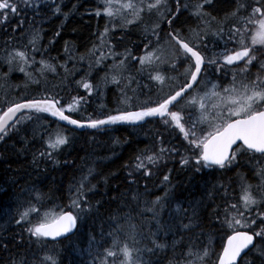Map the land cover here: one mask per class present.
Listing matches in <instances>:
<instances>
[{
  "label": "snow or ice",
  "instance_id": "snow-or-ice-1",
  "mask_svg": "<svg viewBox=\"0 0 264 264\" xmlns=\"http://www.w3.org/2000/svg\"><path fill=\"white\" fill-rule=\"evenodd\" d=\"M233 2L234 7L218 18L207 10L215 7L214 0H197L191 5L183 0H99L98 7L83 13L106 18L97 41L84 55L77 53L71 41H65L66 59L61 62L58 57L47 55V47L39 43L41 30L34 22L25 27L24 13L31 10L40 14L46 8L53 16L67 20L78 4L64 12L63 0H0V27L5 32L10 19L18 18L0 45V65L8 68L7 72H0V80L6 81L10 73L19 71L26 77V88L35 85L42 89L35 96L0 101L6 105V109H0V145L21 133L26 145L41 143L42 148L32 154V167L39 170L42 163L58 164L57 157L71 149L76 140L65 128H53L43 122L44 114L54 118L57 125L65 122L74 126L73 131L90 129L107 135L118 125L143 130L152 121H159L165 130L155 131L154 149L141 151L132 165H126L130 168L128 183L137 187L119 198L111 197L112 201L126 200L122 207L128 211L122 212L118 207L108 217L116 224L107 234L108 247L102 242L103 227L99 240L89 233L87 250L82 254L92 257L91 264H161L160 255L168 251L174 253L168 264H264V0ZM190 6L199 23L195 27H177L181 10ZM145 17L150 18L147 23ZM133 28L141 29L142 40L128 42L142 51L140 56L128 47L117 51V44L123 43ZM61 30L62 26L49 45L56 42ZM118 31L125 35L116 37ZM24 40L26 43L21 44ZM109 60L111 64H107ZM69 61L72 68L68 67ZM82 62H86V70L79 80H74L75 86L86 90L88 96H100L109 84L116 85L120 91L115 109L103 110L102 106L96 117L88 114L83 119L73 118V114L86 111V97L72 96L65 101L60 93L70 86L65 82L80 71L76 65ZM97 70L104 71V75L94 83L93 73ZM49 74L60 77L59 84L49 87ZM140 96L145 98L141 100ZM172 130L182 136L178 145L165 138V133ZM169 163L178 164L180 171L189 173V181L205 174L206 169L221 175L212 183L207 197L180 202L171 179L174 169L167 168ZM162 168L167 169L161 181L165 185L163 195L143 199L150 191L148 181ZM244 169L256 183L249 181ZM94 172L89 168L69 185L67 204H56L49 194L36 189L29 195V190L24 189L29 199L15 213L8 214L9 222L20 226L22 233L0 237V250L11 252L12 242L22 246L23 233L30 243L43 247L75 236L80 225L98 215L105 203L104 199L91 202L89 194L108 195V178H102L105 191L101 192L91 183ZM137 176L144 180V192L139 191ZM237 189L239 196L233 195ZM212 193L221 203L209 213L211 205L205 199H213ZM49 203L51 207L46 206ZM166 206L172 211L169 219L162 222ZM134 208L138 210L136 217L132 215ZM148 214L151 218H144ZM205 217L224 230L219 251L211 238L206 244L201 240L199 245H183L185 233L192 232L197 239L211 236L203 231L195 233V229L203 228ZM121 219L128 231L119 223ZM136 219H140L139 225L134 222ZM178 246L187 247V252L177 253ZM17 255L19 258L9 256L7 264H59L50 252L39 256L33 253L32 260L26 253Z\"/></svg>",
  "mask_w": 264,
  "mask_h": 264
},
{
  "label": "trees",
  "instance_id": "trees-1",
  "mask_svg": "<svg viewBox=\"0 0 264 264\" xmlns=\"http://www.w3.org/2000/svg\"><path fill=\"white\" fill-rule=\"evenodd\" d=\"M184 2V0H183ZM197 0H189V5L196 3ZM73 4H78V8L75 12L67 18L64 19L63 16H53L52 12L48 9H42L40 14H34L31 10L24 13L25 27H30L32 23L41 30L42 40L39 42L42 46L47 47V55L50 57H58L61 62H63L66 57L64 55L63 46L65 41H71L75 47L78 54L84 55L87 50L90 49L94 42L97 41V34L102 32L106 23V18L101 16L99 18L90 15H84L86 10L94 9L98 7L99 3L96 0H63L62 10L64 12H69L72 9ZM215 7L208 8L207 10L212 13V15L222 18L225 13L229 12L234 7L233 0H214ZM194 9L190 8L187 10L182 9L178 21H176L177 27H195L199 21L192 14ZM18 18H11L9 25L7 27V32H5L4 27H0V45L4 42L8 36L11 34V29L16 25ZM61 35L56 38V42L49 45V40L53 38L54 33L61 28ZM167 31V29H165ZM120 35H125L121 33ZM135 41L137 43L142 40V32L140 28H133L127 34V38L123 43L117 44V49L123 50L125 47L132 48L134 54H140L142 51L135 47L134 44L128 41ZM21 44L26 43V40L21 41ZM117 43V42H116ZM36 59H40L39 54ZM55 62V61H53ZM86 62H82L76 65L80 71H78L74 76L70 77L65 83L70 85L65 87L60 93L65 101L70 100L72 96H85L88 104L86 106V111L82 114H73V117L77 119H83L87 117L88 114H92L96 117L100 114L103 106V110H112L117 107V96L116 88L117 86L108 85L106 89L105 98L100 100L99 97L88 96L86 90L82 88H77L74 84V80H79L81 75L86 70ZM68 67L72 68V62H68ZM8 68L6 66L0 65V72H7ZM62 73V69H58ZM104 71L97 70L93 73V82L100 76H103ZM15 73H10L6 81L0 80V101L11 96L7 94L6 96L1 95L2 88L9 84L12 86L13 96L15 99H19L23 96H35L42 89L35 85H29L25 87L26 78H22L19 74L14 77ZM50 82L49 87L54 84H59L60 77L54 74H49L47 77ZM145 97L141 96V100ZM155 99V96H153ZM102 104V106H101ZM0 109H6V105L0 103ZM51 124L53 128L62 127L66 131L73 133L76 137L74 146L71 149L60 154L57 159L58 164L42 163L40 169L36 170L32 167V154L37 150L42 148V144L39 142H34L30 144H25L21 139L20 135H13L11 139H8L6 143L0 145V237L11 238L17 233H22L20 226L15 223L9 222V213H15L24 201L29 199L32 189L38 190L40 193L49 194L56 204H67L68 203V188L69 185L74 184L80 179L82 175L87 173L89 168H93L94 178L91 179L92 184H96L101 192L105 191L104 184L101 182L103 177L108 178V188L107 197H101L100 195L89 194L88 199L95 203L96 200L104 199L105 203L99 209L98 215H93L88 218L84 223L80 225V231L72 236L71 239H60L58 243H49L47 247L38 246L36 243H30L27 238V234L24 235V243L21 246L15 242L9 243V248L11 252H4L0 250V264H7L9 256H16L18 253H26L29 260L35 259L33 253L37 256L41 255L42 252H50L53 256L57 257L59 264H80L82 260L88 261L91 264L90 258L86 257V252L88 246L89 233L96 235L97 239H100L98 235L101 227L105 233L103 244L104 247H108L110 244V239L108 233L116 228V224H113L108 217L119 207L122 212L128 211V209L123 208L122 204L127 202L126 200L112 201L111 197H120L122 193L128 192L130 189H135L137 185H131L128 183L130 179L127 173L130 171L129 167L126 165H132L135 161V157L140 154L141 151L145 149H154L157 146V141L155 137V131L165 132L164 128L161 126L159 121H152L145 125L143 130L133 129L129 126H115L116 130L110 131L107 135L98 134L95 130H75L70 126H63L62 124L57 125L54 119L44 114V121ZM31 127V126H30ZM95 137V140L92 138ZM166 140H170L173 144H180L182 141V136L179 134L178 130H172L170 133H165ZM15 145V147H13ZM21 149L23 151H17ZM67 161V163H65ZM167 168H172V183L176 187L177 200L183 202L185 199H200L202 197H207L211 191L212 183H215L216 177L220 176L219 172H212L211 170H205V174H199L191 181L187 179L189 173L182 172L179 169L178 164L169 163ZM46 169V170H45ZM167 169L162 168L156 175L148 181L149 193L143 197L145 200H152L156 196H162L164 193L165 185L161 183L163 175L166 173ZM248 174L249 181L251 183H256L255 180L251 178V173L248 169H244ZM115 173V176L110 175ZM210 173V174H209ZM229 176H233V173H228ZM139 191L144 192L143 184L144 180L139 176L136 177ZM205 181H208L206 184ZM233 188H236V180L232 181ZM29 190V195L24 194L23 190ZM239 190L237 189L233 195L239 196ZM213 199H205V203L211 205L208 208L210 213L212 208L221 201L216 198V194L212 193ZM214 200V202H213ZM235 202V201H233ZM51 207L49 203L46 205ZM187 205H185L186 207ZM144 205L141 204L140 208ZM174 207V205H173ZM172 211L171 207L166 206V211L163 214L162 222L169 219L168 213ZM137 209H133L132 215L137 216ZM146 219H150V214H148ZM137 225L140 224V219L134 221ZM187 222V221H185ZM123 225L124 230L128 231V225L121 219L119 221ZM210 233L211 236H204L197 239L195 234L192 232L185 233L183 245L195 244L199 245L201 240L206 244L208 239L211 238L213 246L216 251H219L221 244V237L223 235V229L218 223L209 220L207 217L203 220V228L195 229V233L199 232ZM191 237V240L189 239ZM121 240L125 237L121 235ZM171 239V237H170ZM179 239V237H177ZM7 243L8 240H5ZM197 249L193 247L195 252ZM187 252V247L178 246L176 252ZM174 258V253L168 251L167 253L160 255L161 264H168V260ZM255 258V257H253ZM215 257L213 256V260ZM259 264V262H257Z\"/></svg>",
  "mask_w": 264,
  "mask_h": 264
},
{
  "label": "rangeland",
  "instance_id": "rangeland-1",
  "mask_svg": "<svg viewBox=\"0 0 264 264\" xmlns=\"http://www.w3.org/2000/svg\"><path fill=\"white\" fill-rule=\"evenodd\" d=\"M98 3H99V0H96ZM188 1L189 0H184V2H186V3H188ZM189 4V3H188ZM190 8V7H189ZM188 8V9H189ZM149 21V18L148 17H145V22L147 23ZM119 31L118 32H116L115 33V36L116 37H118L119 36ZM113 43H116L117 41L115 40V39H113V41H112ZM2 44H3V42H2ZM117 51H123V50H121V49H117ZM135 55H137V54H135ZM140 55H142V53L140 54ZM140 55H137V56H140ZM39 60V59H38ZM112 62H111V60H109V61H107V64H111ZM38 67V66H37ZM134 67H135V65H133V72H134ZM183 69H181V71H182ZM13 73H15L16 75L14 76L15 78H16V76L19 74V76L22 78V75H23V77H25V75L23 74V73H20L19 71H14ZM104 73V72H103ZM26 78V77H25ZM137 79H141L140 77H137ZM3 81V80H2ZM142 82H146V81H142ZM110 86H112V84H109ZM113 86H115L116 87V85H113ZM108 87V86H107ZM107 87L104 89V91H103V94L102 95H100V96H97V97H99L100 98V100L102 99V101H103V98H105V95H106V89H107ZM132 87L133 88H135L136 87V84L135 83H133L132 84ZM3 90L1 91V95L2 96H6L7 94H11V96H9L7 99L8 100H14L16 97L14 96V97H12L13 96V88H12V86L11 85H9V84H6V86H4L3 88H2ZM119 88L117 87L116 88V93H115V95L117 96V100H118V98H119ZM129 95H131V93H129ZM94 96H96L95 95V93H94ZM140 99H141V96H140ZM101 106H102V104H101ZM68 132V131H67ZM68 134L69 135H74L73 133H70V132H68ZM83 224H85V223H83ZM86 257L87 258H90V262H91V260H92V257H90V256H87L86 255Z\"/></svg>",
  "mask_w": 264,
  "mask_h": 264
},
{
  "label": "bare ground",
  "instance_id": "bare-ground-1",
  "mask_svg": "<svg viewBox=\"0 0 264 264\" xmlns=\"http://www.w3.org/2000/svg\"><path fill=\"white\" fill-rule=\"evenodd\" d=\"M73 118H75V117H73ZM75 119H77V118H75ZM65 126H67V125H65ZM71 128H74V126H70ZM77 131H79L80 129H76Z\"/></svg>",
  "mask_w": 264,
  "mask_h": 264
},
{
  "label": "flooded vegetation",
  "instance_id": "flooded-vegetation-1",
  "mask_svg": "<svg viewBox=\"0 0 264 264\" xmlns=\"http://www.w3.org/2000/svg\"><path fill=\"white\" fill-rule=\"evenodd\" d=\"M252 71H253V72H255V71H256V69H253ZM222 83H226V81H222Z\"/></svg>",
  "mask_w": 264,
  "mask_h": 264
},
{
  "label": "water",
  "instance_id": "water-1",
  "mask_svg": "<svg viewBox=\"0 0 264 264\" xmlns=\"http://www.w3.org/2000/svg\"><path fill=\"white\" fill-rule=\"evenodd\" d=\"M62 123L66 125V123H65V122H62Z\"/></svg>",
  "mask_w": 264,
  "mask_h": 264
}]
</instances>
